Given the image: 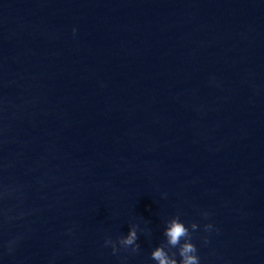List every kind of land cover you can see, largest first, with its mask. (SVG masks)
I'll use <instances>...</instances> for the list:
<instances>
[{"label": "water", "instance_id": "95a60500", "mask_svg": "<svg viewBox=\"0 0 264 264\" xmlns=\"http://www.w3.org/2000/svg\"><path fill=\"white\" fill-rule=\"evenodd\" d=\"M178 213L264 264V0H0V264H156Z\"/></svg>", "mask_w": 264, "mask_h": 264}, {"label": "clouds", "instance_id": "9594fccd", "mask_svg": "<svg viewBox=\"0 0 264 264\" xmlns=\"http://www.w3.org/2000/svg\"><path fill=\"white\" fill-rule=\"evenodd\" d=\"M73 34L76 29L73 28ZM208 213H203L204 218L208 217ZM199 225L195 222L190 226H186L181 220L179 213L165 221L163 236L165 240L156 246L150 253V258L156 264H200L198 249L192 242V234L196 232ZM139 225L133 223L129 227L127 235L118 236L115 240L111 237H106L104 240L105 247H111L112 254L116 255L121 250L128 251L130 254H137L140 250V244L137 242ZM213 230L211 223L204 225V231L210 232ZM218 231V230H217ZM205 245L209 243L207 237L203 238ZM11 250V244L9 245ZM179 257V259H177ZM123 264V261H122Z\"/></svg>", "mask_w": 264, "mask_h": 264}]
</instances>
